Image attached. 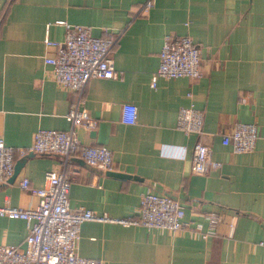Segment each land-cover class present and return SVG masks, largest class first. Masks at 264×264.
I'll list each match as a JSON object with an SVG mask.
<instances>
[{"label":"crops","instance_id":"obj_1","mask_svg":"<svg viewBox=\"0 0 264 264\" xmlns=\"http://www.w3.org/2000/svg\"><path fill=\"white\" fill-rule=\"evenodd\" d=\"M0 0V136L26 146L36 127L68 128L74 99L58 83L44 55L62 39L65 25L90 26L92 34L117 33L110 53L117 77L91 76L81 105L95 117L76 125L80 142L111 148L112 168L88 165L75 153L14 154L12 175L0 182V203L30 206L38 195L19 185L44 183L46 169L71 175L68 201L111 219L88 218L79 226L78 253L103 264H264V0ZM166 31L188 33L200 47L203 73L151 78ZM190 91V94L187 92ZM193 102L203 109L202 137L220 161L206 172L192 169L195 133L175 125L177 109ZM137 105L134 122L120 118L122 103ZM254 121L249 150L221 142L235 120ZM150 187L178 197L187 225L177 230L121 223L135 216L141 191ZM215 210L211 227L206 212ZM200 223L201 232L192 231ZM22 217L0 215V242L24 248Z\"/></svg>","mask_w":264,"mask_h":264},{"label":"built area","instance_id":"obj_2","mask_svg":"<svg viewBox=\"0 0 264 264\" xmlns=\"http://www.w3.org/2000/svg\"><path fill=\"white\" fill-rule=\"evenodd\" d=\"M151 3L152 0H145L141 9L147 10ZM55 21L65 25V33L62 39L44 37L45 43L54 47L51 54L44 55V60L50 63L53 78L74 96L66 112L70 126L64 129L36 127L31 143L26 146L7 144L0 136V182L6 181L12 175L15 153L60 154L64 161L70 153H75L88 165L103 170L112 168L111 148L101 143L80 142L75 127L83 125L90 128L96 123L95 117L81 105V93L87 79L91 76L117 77L121 72L115 67L110 53L117 33L104 29L105 34L95 35L87 24L64 19ZM158 57V65L151 78L153 85L155 74L197 78L203 73L200 47L188 33H163ZM136 115L135 103H122V121L134 122ZM203 117V109L191 101L178 107L175 122L176 127L185 134H196L191 160L192 169L197 172H206L209 168L220 165L219 160L211 157L209 142L201 136ZM256 136L257 125L254 121L237 119L229 131L221 133L220 139L222 143L229 144L232 150L244 151L254 146ZM44 180L42 185H31L26 176L19 180L22 188L38 195L34 205L22 206L8 201L0 203V215L22 217L27 227L24 248H20L18 244L0 242V264H103L98 257L78 253L79 226L84 219L104 220L111 217L84 206L69 205L71 175L66 169H46ZM136 211L135 216L113 219L125 224L136 223L169 230H177L187 225L183 219L182 201L150 187L141 191ZM206 216L211 227H214L219 219L218 212L209 210ZM190 227L192 231L202 230L200 223H194ZM257 243L264 245V238L258 239Z\"/></svg>","mask_w":264,"mask_h":264}]
</instances>
